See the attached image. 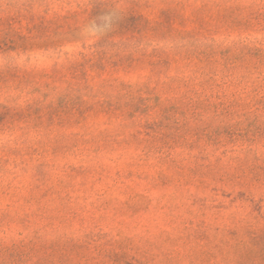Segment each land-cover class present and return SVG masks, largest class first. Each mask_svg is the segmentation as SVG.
Returning <instances> with one entry per match:
<instances>
[{"label": "rangeland", "instance_id": "rangeland-1", "mask_svg": "<svg viewBox=\"0 0 264 264\" xmlns=\"http://www.w3.org/2000/svg\"><path fill=\"white\" fill-rule=\"evenodd\" d=\"M0 264H264V0H0Z\"/></svg>", "mask_w": 264, "mask_h": 264}]
</instances>
